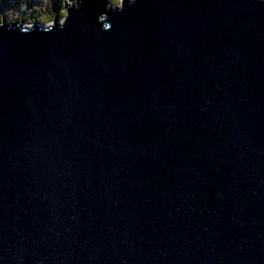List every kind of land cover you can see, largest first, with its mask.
<instances>
[{"label": "water", "instance_id": "1", "mask_svg": "<svg viewBox=\"0 0 264 264\" xmlns=\"http://www.w3.org/2000/svg\"><path fill=\"white\" fill-rule=\"evenodd\" d=\"M0 264H264V0L0 24Z\"/></svg>", "mask_w": 264, "mask_h": 264}, {"label": "rangeland", "instance_id": "2", "mask_svg": "<svg viewBox=\"0 0 264 264\" xmlns=\"http://www.w3.org/2000/svg\"><path fill=\"white\" fill-rule=\"evenodd\" d=\"M13 1L15 0L7 1V6H4L2 11L0 10V15L4 14L5 20L8 23L16 24L22 28H30L33 24L50 26L54 23L55 18L60 24L66 16L67 8H69L75 0H19L21 4L25 2L30 5H24L23 8L11 5ZM108 3L112 8L119 7L121 6L122 0H108ZM49 5H52L53 9L56 10V15H53V17L50 13L51 8ZM31 13L32 15H30ZM21 15H24L30 20H23L25 17L22 18ZM33 15L36 16L35 20H31Z\"/></svg>", "mask_w": 264, "mask_h": 264}, {"label": "trees", "instance_id": "3", "mask_svg": "<svg viewBox=\"0 0 264 264\" xmlns=\"http://www.w3.org/2000/svg\"><path fill=\"white\" fill-rule=\"evenodd\" d=\"M8 0H0V10L2 11V9H3V7L4 6H7V2ZM110 1V0H109ZM11 5H16V6H19V7H21V8H23L24 7V5H28V6H30L29 4H26L25 2H23L22 4H21V1H19V0H15V1H13V3L11 4ZM39 5V4H38ZM40 6V5H39ZM50 6V8H51V10H50V13H51V15H52V17H53V15H56V10L55 9H53V7H52V5H49ZM4 13V12H3ZM35 13V12H34ZM30 15H32V13L30 14ZM21 17L22 18H24L25 16L24 15H21ZM35 20L36 19V16H32V19L31 20ZM6 21L5 20V15L3 14V15H0V23H2V21ZM23 20H27V21H29L30 19H27V17H25ZM7 22V21H6ZM10 23V22H9Z\"/></svg>", "mask_w": 264, "mask_h": 264}, {"label": "clouds", "instance_id": "4", "mask_svg": "<svg viewBox=\"0 0 264 264\" xmlns=\"http://www.w3.org/2000/svg\"><path fill=\"white\" fill-rule=\"evenodd\" d=\"M3 22H6V21L3 20L2 23H3ZM57 22H58V21H57ZM2 23H0V24H2ZM7 23H8V22H7ZM10 24H12V23H10ZM53 24H54V23H53ZM33 25H34V24H33ZM33 25H32L30 28H32ZM50 26H51V25H50ZM50 26H42V27H43V28H48V27H50ZM23 28H26V27H23Z\"/></svg>", "mask_w": 264, "mask_h": 264}]
</instances>
